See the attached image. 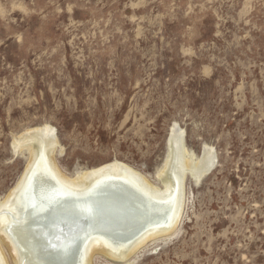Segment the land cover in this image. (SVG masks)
Returning a JSON list of instances; mask_svg holds the SVG:
<instances>
[{"label": "rangeland", "instance_id": "374dc122", "mask_svg": "<svg viewBox=\"0 0 264 264\" xmlns=\"http://www.w3.org/2000/svg\"><path fill=\"white\" fill-rule=\"evenodd\" d=\"M44 126L69 178L119 162L164 187L174 126L196 163L215 154L174 232L90 264H264V0H0V199L28 163L13 140Z\"/></svg>", "mask_w": 264, "mask_h": 264}, {"label": "bare ground", "instance_id": "6f19581e", "mask_svg": "<svg viewBox=\"0 0 264 264\" xmlns=\"http://www.w3.org/2000/svg\"><path fill=\"white\" fill-rule=\"evenodd\" d=\"M168 145L170 152L165 165L157 173V177L164 185V187H159L133 167L119 162L104 164L88 170L76 178H69L60 171L54 160L53 153L58 148L62 149L54 128L50 126L36 127L22 133L20 137L13 140L12 147L16 155L26 153L29 158L24 173L16 186L3 199H0V264H7L1 244H5L11 251L15 264H48L40 258L42 252L40 247L49 249V246L61 244L60 237L63 234L62 230L64 232L66 229L65 224L60 227L54 225L56 227L54 236L57 237V241H50V244L47 245L43 242V230L48 231V228H37L32 223V211H27V209L35 197L34 195L37 194V190L43 196L56 201L50 208H57L60 203L67 201L71 204L74 201L86 203L89 199H93L92 196L96 192L117 186L120 190L137 196L143 204L149 207V210L145 208L143 212L150 216L146 217L143 214L137 217L133 224L138 223V225L132 231L127 232L126 237L102 232L89 234L86 239L83 260L81 262L74 260L71 264H90L93 255L96 254L115 256L120 261H124L152 237L174 232L181 218L183 204L180 201V186L182 188L186 174H192L198 182L212 170L216 161L213 150L204 148L200 162L196 163L193 160L194 155L186 149L183 132L177 126L171 130ZM175 150L179 152L178 155L181 154L185 157L186 165L184 166L186 169L184 168L180 178H177L176 184L179 190L175 189L171 195H168L170 185L169 178L165 176V173L170 163V157ZM33 184L37 189L33 188V192H30L29 188ZM40 206H44L43 202ZM82 210L88 214L94 213V211L90 212L86 205L82 206ZM139 211L141 210L139 209ZM80 227L74 228L76 230ZM75 230L72 232L74 233Z\"/></svg>", "mask_w": 264, "mask_h": 264}, {"label": "water", "instance_id": "95a60500", "mask_svg": "<svg viewBox=\"0 0 264 264\" xmlns=\"http://www.w3.org/2000/svg\"><path fill=\"white\" fill-rule=\"evenodd\" d=\"M33 188L37 189L35 184L30 186L29 191L33 192ZM110 188L96 192L92 196L93 199H89L86 203L74 201L71 204L67 201L60 203L57 208H50L52 204L56 203L55 200L43 196L41 192H38L39 190L36 191L37 194L34 195L35 197L30 202L27 211H32L31 220L37 228H48V231L43 230V242L49 245L50 241H57V237L54 236L56 233L55 226L60 227L65 224L66 227L64 232L62 230V236L59 235L61 236V244L49 246V249L40 247L42 250L40 258L43 261L48 264H71L74 260L81 262L85 255V244L89 234L102 232L108 235L118 237L124 235L126 237L127 232L132 231L138 225V223L133 224L137 217L143 214L146 217L150 216L143 212L145 208L149 210V207L143 204L137 196L128 191H122L117 186ZM26 201L28 202L29 199L27 198ZM42 202L44 206H40ZM85 205L90 209V212L94 211V213H85L82 210V206ZM76 226L81 227L75 230L74 227ZM72 230L75 232L73 233ZM64 237L65 239H63ZM70 241L71 243H68Z\"/></svg>", "mask_w": 264, "mask_h": 264}]
</instances>
